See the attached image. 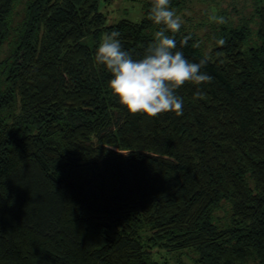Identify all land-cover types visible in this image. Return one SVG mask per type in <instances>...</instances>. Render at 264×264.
Here are the masks:
<instances>
[{"label":"trees","instance_id":"trees-1","mask_svg":"<svg viewBox=\"0 0 264 264\" xmlns=\"http://www.w3.org/2000/svg\"><path fill=\"white\" fill-rule=\"evenodd\" d=\"M100 2L0 0V264H264V0L246 17L170 0L206 7L174 38L213 80L155 118L123 109L94 62L112 31L142 57L152 0L112 24Z\"/></svg>","mask_w":264,"mask_h":264},{"label":"clouds","instance_id":"clouds-1","mask_svg":"<svg viewBox=\"0 0 264 264\" xmlns=\"http://www.w3.org/2000/svg\"><path fill=\"white\" fill-rule=\"evenodd\" d=\"M149 19L157 30L142 57L134 59L123 50L120 33L112 31L102 36L94 52V62L110 74L108 91L129 114L155 118L172 112L179 116L183 114V99L176 95L177 90L189 83L210 84L213 77L202 70L209 58L204 56L199 62H190L183 51L177 50L174 34L184 21L170 7V0H152ZM209 19L220 24L226 22L216 15ZM217 43L224 45L226 41L219 38ZM203 98V91L197 88L194 99Z\"/></svg>","mask_w":264,"mask_h":264},{"label":"rangeland","instance_id":"rangeland-1","mask_svg":"<svg viewBox=\"0 0 264 264\" xmlns=\"http://www.w3.org/2000/svg\"><path fill=\"white\" fill-rule=\"evenodd\" d=\"M146 0H101L100 10L107 17V24L115 23L121 19H129L132 21H139L143 17V6ZM222 7L226 8L229 13L234 17L250 16L252 13L251 0H219ZM206 9L204 5L199 3H192L190 9L179 14L184 21V24L188 26L186 18H190L193 23H198L201 20L202 10ZM236 9V12L233 11ZM239 11V13H238ZM200 35L203 34V30H199ZM156 251V250H155ZM163 254L167 257L169 264H193L192 255L190 253L185 254Z\"/></svg>","mask_w":264,"mask_h":264}]
</instances>
